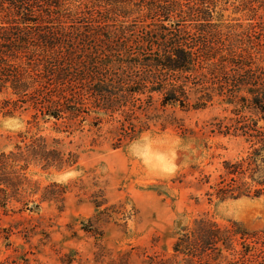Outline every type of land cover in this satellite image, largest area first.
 <instances>
[{
  "label": "rangeland",
  "instance_id": "obj_1",
  "mask_svg": "<svg viewBox=\"0 0 264 264\" xmlns=\"http://www.w3.org/2000/svg\"><path fill=\"white\" fill-rule=\"evenodd\" d=\"M222 2L223 9L219 12L223 23L213 38L197 44L196 37L190 33L183 35L189 46H195L202 56L208 45L214 56L223 54L230 45L241 46V24L249 20L237 8L241 0ZM37 4L42 6L41 2ZM131 19L133 36L128 42L123 39L121 43L115 42L120 45H112V55L116 57L119 52L143 58L160 55L165 44L155 38L156 33L145 36L140 27L149 18L132 16ZM192 23L179 21L169 26L163 22L166 31L163 30L161 37L174 27L186 25L191 30ZM72 69L70 73L82 77L89 70L75 66ZM213 81L212 100L201 109L162 106L161 94L152 92L151 99L138 100L146 94L134 95L121 103L123 109L114 112L87 105V112L82 109L76 116L59 119L43 114L29 102L16 105L11 83L5 82L0 91V120L18 117L24 122V130L11 133L0 129V153L41 136L48 148L60 150L63 158L68 153L77 157L75 163L61 168L54 165L44 168L35 161L28 163L23 170L24 190L0 210V261L4 264H64L68 260L69 264H154L153 257L172 255L176 236L199 216L213 219L222 228L247 233V242L264 243V193L254 197V185L250 184L242 189L247 195L219 199L215 194L216 188L223 184L221 177L228 181L224 161L244 160L252 150L249 134L264 127V121L247 109L234 110V105L228 103L229 85L224 83V77ZM239 94L249 96L245 91ZM146 104H149L147 110H142ZM142 134H151L166 148L176 136L185 144L191 142L187 151L175 150L177 170L173 175L165 179L149 175L138 161L129 158L127 145ZM68 170L79 174L61 181V173ZM243 180L250 183L249 177ZM95 202L99 207H95ZM239 235L233 237L235 250L242 248ZM224 254V259L211 264H226L237 258L230 251ZM245 261L241 263L247 264Z\"/></svg>",
  "mask_w": 264,
  "mask_h": 264
},
{
  "label": "trees",
  "instance_id": "obj_2",
  "mask_svg": "<svg viewBox=\"0 0 264 264\" xmlns=\"http://www.w3.org/2000/svg\"><path fill=\"white\" fill-rule=\"evenodd\" d=\"M39 2L42 6H38ZM223 2L0 1V91L9 81L16 105L29 102L43 114L59 119L76 116L82 109L87 112V105L114 112L123 109L121 103L134 95L146 94L144 99L138 98L146 101L152 98V92L161 94L162 106L178 105L182 110L205 108L213 97V80L224 77V83L229 85L228 103L234 105V110L247 109L264 121V0H241L237 6L249 19L245 25L241 24V46L230 45L223 54L214 56L208 45L202 56L195 46H189L183 39L188 33L196 37L197 44L213 38L217 27L223 23L219 12ZM36 6L38 11L35 12ZM101 6L104 10H100ZM132 16L148 17L150 21L145 23L144 19L140 26L144 35L156 33L155 38L165 44L157 57L129 56L126 52H119L116 57L112 55V45H120L115 42L121 43L122 39L128 42L133 36ZM179 21L193 22L192 29H187L186 25L174 27L161 37L163 30L166 31L163 22L173 26ZM74 66L89 70L84 77L73 75L70 72ZM135 85L137 88H133ZM242 91L249 96L240 95ZM5 101L8 104V100ZM148 106L144 105L142 110H147ZM249 135L253 143L251 153L240 162L224 161L228 181L221 177L223 184L215 190L219 199L247 195L242 189L249 188L250 184L254 185V197L264 193V127L254 129ZM62 154L60 150L48 148L46 139L41 136L30 138L22 146L16 144L14 150L1 152L0 210L24 190L23 170L30 161L39 162L44 168L51 165L61 168L76 162L74 153H68L65 158ZM255 173L258 174L254 176ZM244 177H249L250 183L244 181ZM229 181H239V184ZM99 205L95 202V207ZM239 233L242 248L235 250L233 237ZM247 235L199 216L176 236L172 255L153 257L152 261L154 264H211L224 259V251H230L237 258L226 264H242L244 260L247 264L257 260L255 264H264L263 241L247 242Z\"/></svg>",
  "mask_w": 264,
  "mask_h": 264
},
{
  "label": "clouds",
  "instance_id": "obj_3",
  "mask_svg": "<svg viewBox=\"0 0 264 264\" xmlns=\"http://www.w3.org/2000/svg\"><path fill=\"white\" fill-rule=\"evenodd\" d=\"M0 129L11 133L21 132L24 130V122L15 116L6 118L0 120ZM190 143L185 144L180 137L176 136L172 145L166 148L158 144L151 134H142L127 145L126 151L129 158L138 161L147 174L165 179L177 170L175 150L187 151ZM78 174L73 170L65 171L61 173V181L74 179Z\"/></svg>",
  "mask_w": 264,
  "mask_h": 264
}]
</instances>
